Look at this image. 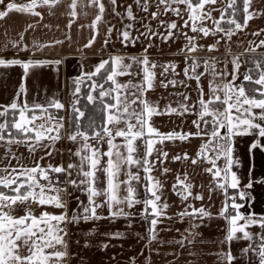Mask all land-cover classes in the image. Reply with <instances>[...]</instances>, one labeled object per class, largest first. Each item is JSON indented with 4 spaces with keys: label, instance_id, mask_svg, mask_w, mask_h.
I'll use <instances>...</instances> for the list:
<instances>
[{
    "label": "crops",
    "instance_id": "obj_1",
    "mask_svg": "<svg viewBox=\"0 0 264 264\" xmlns=\"http://www.w3.org/2000/svg\"><path fill=\"white\" fill-rule=\"evenodd\" d=\"M9 2L27 5L32 0H5V4ZM72 2L73 0H57L53 4L52 0H49V4L46 5L43 0H36V6L31 11H12L7 17L0 19V58L17 59L22 62H27L29 59L33 61H61L59 65L49 63L44 66L31 67L27 74L20 64L8 67L0 66V113H4L0 115V124H5L2 131L4 139L0 140V176L5 175L4 169L11 172V169H19L21 166L31 169L39 164L45 169L49 165L53 168L63 166L67 169L69 164H80V157L75 153L82 148L85 141L80 136H77L75 141L69 139V136L74 133H71L68 128H64L62 117H67L68 111L77 102L84 82L90 86L89 95L91 94L94 99L100 97V89L96 88L97 91H93L91 88V85L96 82L93 79L94 76L87 79L82 77V74L94 72L102 60L110 61V58L115 56L124 57V63L127 64L132 63L131 57H143L146 54L150 65H156L154 69H151L155 73L153 87L144 93L143 98L155 106L161 114L153 115L149 124L159 133H192L193 135L186 140H165L163 143L159 142L158 137L153 136L154 146L150 156L145 155L147 152L146 129L144 136L133 141L135 151L132 155L134 159L140 161L147 159L152 163L154 166L150 174L161 182L162 187L158 192L161 199L157 203L168 205L164 209L163 215L158 218V223L155 226V239H150L151 233L149 232L153 218L151 208L149 207L147 218H145L143 203H137L131 209L126 204L116 205L112 211H115L117 207H122L126 213L132 215L113 217L105 203L106 197L99 196L95 200L101 207L96 208V214L101 218L72 223V215L82 214L83 208L89 206L88 193L84 190V186L77 190L67 184L66 173L59 175L61 180L58 179V176L51 177L50 172L48 173L49 178L51 177L53 190H47L46 184L43 183L45 194L49 196L57 195L54 189H62L59 195L66 204V208H57L51 204L40 205L29 199L25 203L14 205V208L15 206L26 207L20 212H14L12 216L19 218L25 216L29 211L35 217H39L44 212L52 215L67 212L68 221L60 225L66 233L63 236L69 254L66 257V264H228L224 259V254L228 252H231L235 258L232 264H260L257 252L259 246L264 243V239H262L264 229L259 224L250 225L246 231L251 234V240L244 239L243 233H237V238L230 242L226 240L229 222L220 215L225 196L222 190L216 187L217 179L214 178L213 173L207 171L212 168V164L208 161L214 154L210 150L206 151L204 156L208 159H205L198 156V153L201 151V146L211 139L212 128L211 115H205L203 119L200 117V100L203 99L207 102L214 100L215 96H219L222 101L225 95L222 85L232 81L233 74L236 75L235 85H243L245 75H249L243 54H264V47L238 51L214 48L210 51L208 47L204 48L200 43L199 46H196L195 51L189 52L187 49L192 45L183 39L179 47L170 48V37H160V34L169 33L168 25L175 23L177 27L174 30L178 31L179 28H182L183 32L189 31L194 22L201 26V16L197 17L196 15L195 20L190 19L193 14L187 4H171L172 8H179L180 14L177 15L171 10L165 11V6L160 4L159 0H146L147 11L143 9L145 0H140V5H137L136 0H117L115 10H113L110 0H101L105 11L101 21L93 27V22L99 14L98 6L91 4L90 0H76V15L73 16L71 15L73 9L70 7ZM168 2L171 3V0ZM129 5L132 7L134 20L127 17L126 10ZM192 5L195 7L197 4L192 3ZM3 10H5L4 6L0 5V11ZM34 13H39V15ZM153 13H157L156 18H153ZM185 22L189 27L185 26ZM127 25H132L128 31L133 38L137 37L139 31L150 33V39L154 41L156 47L147 49V53H145L146 38L143 42L136 39L134 44L129 43L127 46L121 43L119 33L125 30ZM110 28L113 31L109 42L105 45ZM191 35L198 37L196 32ZM93 37H95V41L92 46L85 47ZM184 37L186 36L184 35ZM56 41H62V43L57 44ZM40 45H44V47H38ZM238 54L242 56L237 57ZM202 56L209 57L205 59ZM234 58H238L237 63L239 64L238 70L235 71ZM193 61L199 65L196 68V73H203L200 75L199 81L185 76L184 70L186 68L190 70ZM205 62L209 66L215 65V76L211 67L207 72L205 71ZM169 65H175V70L168 68L165 71ZM129 72L130 75L117 76L116 80L120 84H128L130 81L132 84H139L142 81L141 65L133 64ZM189 76H192L191 70ZM74 80H79V92H75L77 85L73 83ZM170 81H175V85L169 83ZM210 84L213 87L221 86V88L214 93ZM22 85L23 91H21ZM131 91H135V89H131ZM220 101H215L209 107L223 112L226 105ZM13 102H16L18 106L15 110L10 107ZM56 102L62 104L63 107L60 109L53 107L52 105ZM110 103H115V101L112 100ZM25 104L28 106L25 116L30 117L35 114L37 117L28 125L30 129H33L27 134L33 137L32 140L26 139L24 133L13 127L14 122L19 121V110ZM182 105L187 107V111H184ZM169 107L177 110L173 118H171V113L166 111ZM132 108L139 111V103L132 105ZM45 109L56 111L58 116L49 127H52L57 121L62 123L63 127L59 130V139L55 141L42 139L39 144H36L35 130L45 123L42 111ZM13 111H16V114L12 119L13 128L9 132V128L7 129L8 114ZM253 111L259 113L260 110L254 109ZM233 114H235L234 110ZM107 115L108 113L105 111V123ZM194 121L199 124V128L193 123ZM205 121L208 123L205 124ZM129 122L136 124L134 118ZM256 122L261 123L259 120ZM49 127L45 126V129ZM108 127L112 129L113 133L115 147L112 151L115 162L116 152L121 153L124 157L128 155L127 142L123 137L115 136V128L111 124ZM116 127L126 129L127 125L122 120ZM7 131L13 132L11 136L6 135ZM220 131L223 134L225 129H220ZM197 132L200 135H195ZM51 135H56V133L53 132ZM87 136L86 143L90 147L82 152V155H91L92 149H96L100 154L98 166L100 170L96 172L95 187L103 190L107 187V177L102 169L107 166L109 159L107 155L103 154L109 151L107 143L109 137L103 135V139H100L94 134ZM9 138L23 139L24 142L9 144ZM255 138V135L235 138L234 158L238 159L239 163L233 166L232 171H235L241 178V189L248 192L253 198L247 203L238 202L245 203L241 212L246 215L253 212L257 217H260L264 216V184L257 182L251 189L243 188L250 179L259 181L264 176V152L260 150L254 152L255 170L251 174L249 173L253 164L249 155V145ZM261 143H264V140H261ZM33 145L35 146L34 151L30 150ZM163 152L168 154L167 158L161 155ZM185 154H187V159H173L175 156L183 157ZM192 160H196L197 163L193 164ZM216 163L222 167L224 161L221 158ZM84 168L88 170L87 163ZM165 168L169 169L167 173L163 171ZM129 171L140 177L139 181L131 182L135 198L140 201L149 198L150 193L146 191V185L150 187V184L145 178L147 174L144 168L132 165L129 169V166L123 162H121L119 174L114 180L115 183H119L118 196L120 198L127 196L128 185L124 182L129 178ZM76 173L77 169H73V179L77 178ZM185 175L187 176L185 182L191 183L193 187L192 195L187 200H182L180 195L173 191V185L177 184V177L184 181ZM37 179L39 183L46 182L39 176ZM196 195H201L203 199H195ZM193 208H204L210 215L203 218L198 215L183 217L179 215L185 210L192 212ZM194 225L196 226L194 227ZM114 233H120L121 236L112 238L111 234ZM181 241L183 244L180 243ZM86 244L87 247H85ZM104 245L107 247L105 248ZM249 247L256 251L244 253L243 249ZM46 251H51V249H46ZM20 254L28 255V248L22 246Z\"/></svg>",
    "mask_w": 264,
    "mask_h": 264
},
{
    "label": "snow or ice",
    "instance_id": "obj_2",
    "mask_svg": "<svg viewBox=\"0 0 264 264\" xmlns=\"http://www.w3.org/2000/svg\"><path fill=\"white\" fill-rule=\"evenodd\" d=\"M57 0H52L54 4ZM113 10H115L117 6V0H110ZM215 3V0H199V3L193 7L191 0H171V3L168 0H159L160 4L165 6V11H173L177 15L180 14L179 8H172L171 4H187L188 8L192 12V16L190 19L195 20L196 17V8H203L204 3ZM236 0H231L229 7H233L235 5ZM43 3L48 5L49 0H43ZM90 3L98 6L99 14L96 16L95 21L93 22V27L95 24L100 22L105 11V6L101 2V0H90ZM137 5H140V0H136ZM251 4V0H243V11L245 13L244 17V25L237 23L235 20H232L231 23L235 24V29L239 30L242 27L246 26L247 20L251 19L256 13H249V7ZM0 5L4 6L3 11H0V19L5 18L12 11L17 12H26L31 11L36 6V0H32L30 4L27 5H17L16 3L9 2L5 4V0H0ZM70 7L73 9L71 15L75 16V8H76V0H73ZM148 5L145 0V4L143 5L144 11H147ZM127 17L131 20H134L135 17L133 15L132 7L129 5L127 7ZM35 15H39V13H34ZM153 18H156L157 13H153ZM209 18H210V14ZM202 18V17H201ZM223 18V17H222ZM185 26H187V22H185ZM218 26V22H217ZM132 25H127L125 30L119 33V37L121 39V43L127 44L135 43V40L138 37L133 38L128 31ZM177 25L172 23L168 25L169 33L171 36V29H175ZM218 30L219 29L218 26ZM113 30L108 29L109 36L105 39V45L109 42V38L111 32ZM193 32H203L205 36L209 35V30L206 28H197L196 23L192 24ZM258 34V33H257ZM228 37H231V31L227 33ZM189 44L192 45L187 50L189 52L196 50V45L193 43V37H187ZM95 41V37L89 41L85 47H91ZM55 43H62V41H56ZM219 43V41H217ZM261 44L264 45V41H261ZM38 47H44V45H40ZM215 46H210L209 50H213ZM145 53H147V49H145ZM132 63H124V57L115 56L111 57L110 61L102 60L98 66H96L95 71L92 73H83L82 77L91 79L93 76L101 74V71L104 70L106 74V82L110 81V87L105 90L102 84L93 83L91 88L93 91L96 88L100 89L99 96L101 98V102H103V98L105 96H110L115 103H106L104 105L105 111L108 113L105 126L101 132L94 133V136L103 139V135H107L109 137L107 143L109 146V151L104 153L103 155H107L109 157L107 166L102 170L107 177V187L103 190L97 189L95 187L96 182V172L99 169L100 164V154L96 149L91 150V155H82V152H85L89 149V145L86 143L88 136L86 133L79 131L77 129L76 133L69 136V139L75 141L77 136L83 138L85 143L82 145V148L78 150L75 155L80 157V164L73 165L69 164L68 168L65 169L63 166L52 167L49 165L47 169L42 168L39 164L31 169L24 168L21 166L19 169L13 168L11 172L8 169H4V176H0V186L5 189H9L10 192L15 193L14 195H9L4 191L0 190V264H66V257H68L67 244L64 241L63 236L66 235L64 229L60 226L61 224L68 221L67 212H64L60 215H52L47 212L42 213L39 217H35L31 214V212H27L25 216L16 218L10 215V212L14 205L17 203H25L29 199H32L34 202L39 203L40 205L51 204L57 208H66V204L63 199L59 195L62 189H54L57 192L55 196H48L45 194V185L39 183L37 176L48 181V190H53V184L51 179L49 178L48 173H66L68 176L67 184L80 189L81 186H84V190L88 193V202L89 206L83 208L82 214H73L71 217L72 223H78L80 220L88 221V220H96L101 217L97 216L96 208L101 207L100 204L96 203L95 198L99 196H105V203L108 205L110 209V215L113 217L116 216H131V213H126L122 207H117L115 211H112L113 207L116 205L126 204V206L131 209L137 203L144 204V215L147 218L148 209L151 208V228L149 232L151 233L150 239H155V226L158 223V218L163 215L164 209L168 207L167 204L159 205L157 202L160 201L161 196L158 194L160 188L162 187L161 182L154 177L151 176V171L153 168V164L150 163L147 159L140 161L136 160L133 157V152L135 148L133 146V141L137 138L145 135V129L147 130V152L146 156H150L153 151L154 141L152 139L153 136L158 137L160 143H163L165 140H186L192 133H159L155 128H153L149 124V120L153 115L161 114L158 112L157 108L150 104L146 99H144V93L153 87V80L155 78V73L151 71L156 67L155 64H151L147 55L145 54L143 57H131ZM238 58L233 59L234 71L238 70L239 64L237 63ZM49 63H54L59 65L61 63L60 60L55 61H47V60H38L33 61L29 59L27 62H22L17 59L5 60L0 58V66L8 67L11 65L20 64L25 74H27L28 70L31 67L36 66H44ZM133 64H139L142 66L143 79L139 84H132L131 81L128 84H120L117 80V76L121 75H130L129 69L132 68ZM106 65L108 67H106ZM199 65L193 61L191 65V73L192 76H189V69L186 68L184 70L185 76L189 78H195L197 81L200 79V75L203 73L197 74L196 68ZM209 67L212 68L213 75L215 76V65L209 66L207 62H205V71L209 70ZM168 68H172L175 70V65H169L165 68V71ZM245 81H251L252 77L250 75H245ZM236 75L233 74L232 81L227 84L222 85V90L224 91V99L220 101L219 96H215L214 100L204 101L200 100L201 119L204 118L205 115L212 116V128H211V139L204 145L201 146V151L198 153V156L208 159L204 156V153L210 150L214 155L211 159H209V163L212 164V168L207 169V171L212 172L214 178L217 179L216 187L222 190L225 196V202L223 207L220 210V215L224 217L229 222V230L226 236L227 241H232L236 237L237 233H243V238L251 240V234L246 231V229L250 225L259 224V226L264 229V216L257 217V215L253 212H249L247 215L241 212V209L244 208L245 203L249 200L253 199L250 194L241 189V178L237 175L235 171H232V168L235 164H238V159L234 158L235 152V138L246 136V135H255L256 138L249 145V155L253 160V164L249 169V173L255 170L254 163V152L256 150H260L264 152V143H261V140H264V74L259 76V79L255 80L254 83L260 85V88L255 89L257 93H259L260 98H256L255 96H250L246 93L245 87L243 85L236 86L235 85ZM73 83L77 85L75 87V92H79V80H74ZM169 83L175 85V81H170ZM167 87V85H164ZM211 90L215 93L221 86L213 87L210 84ZM131 89H135V91H131ZM23 85L21 86V91H23ZM203 95L201 91V96ZM94 97L90 94L88 96V100L92 101ZM187 99V97H185ZM215 101H220L222 104L226 105L225 110L223 112H219V110L211 109L209 107L210 104H213ZM139 103L140 110L136 111V109L132 108V105ZM53 107L60 109L63 107L62 104L56 102L52 105ZM11 109H17V103L13 102L10 105ZM40 107V106H36ZM184 111H187V107L181 106ZM28 106L25 104L19 110V121L14 122L13 127H15L19 132L24 133L26 135V139L32 140L33 137L31 135H27L33 129H30L28 125L32 123L35 119H37L36 115L33 114L30 117L25 116V110H27ZM254 109H259V113L254 112ZM74 112L77 109H73ZM233 110L235 114H233ZM46 111V110H42ZM168 113L176 112V109L168 108L166 110ZM4 113H0L3 115ZM80 116H83L84 113L80 112ZM136 120V124H132L129 121L131 119ZM51 119V117H49ZM124 121L127 125L126 129H121L116 127ZM259 120L261 123H257ZM197 128H199V124L194 121ZM208 121H205L207 124ZM111 124L113 128H115V136L123 137L126 140V147L128 155L126 157L122 156L121 153L116 152V161L113 160V151L112 149L115 147L113 144V133L112 129L108 127ZM63 127V124L59 121L55 122L52 127L46 128L44 125H40L39 129L35 130V143L39 144L42 139H49L55 141L59 139V130ZM5 128V124H0V140L4 139L2 134L3 129ZM134 129H136L134 131ZM220 129H225V132L221 134ZM55 132L56 135H51V133ZM195 135H200L199 132L195 133ZM23 139L15 140L9 138L8 143H23ZM30 150H35V146H31ZM50 154V153H49ZM161 155L164 158H167V153L163 152ZM14 158V157H13ZM187 154L183 157L175 156L173 159H187ZM223 159V166H218L216 161ZM121 162L126 163L131 169L132 165H138L144 168L146 175V180L149 182L150 187L146 185V191L150 193V197L145 199L144 201L137 200L135 198V192L133 187L131 186V182L133 180L139 181L140 177L137 174H133L131 171L128 173V180L125 181L128 185L127 187V196L120 198L118 196L119 191V183H115L114 180L119 174ZM87 163L88 170H85L84 165ZM192 163H197L196 160H192ZM77 169V178H72V170ZM165 173L169 171V169L165 168L163 170ZM187 176L185 175V180H179L177 177V184L173 185V191H176L178 195H180L182 200H187L189 196L192 195V187L191 183H186ZM264 184V176L261 177L259 181L249 180V182L243 186L244 189H251L254 186V183ZM39 188V192H36L35 189ZM237 190L235 195L229 196L228 189ZM179 189V190H178ZM195 199L202 200L203 197L201 195H196ZM244 201L245 203H238L237 201ZM230 201V203H229ZM189 207H192L189 205ZM7 209V211H6ZM180 216H196L198 215L200 218L204 216L210 215L204 208L195 209L193 208L192 212H188L185 210L184 212L179 214ZM243 221V223H240ZM196 225H194L195 227ZM112 238H119L121 236L120 233L111 234ZM264 239V237H262ZM183 244V241L180 242ZM22 246L28 248V255H21L20 249ZM59 246V247H57ZM87 247V244L85 245ZM106 248L107 245H104ZM46 249H51V251H46ZM63 249V250H61ZM249 251H256L251 247L243 249L244 253ZM257 255L260 258V264H264V243L259 246V251ZM224 259L228 262V264H232L235 259L231 252L224 254Z\"/></svg>",
    "mask_w": 264,
    "mask_h": 264
},
{
    "label": "rangeland",
    "instance_id": "obj_3",
    "mask_svg": "<svg viewBox=\"0 0 264 264\" xmlns=\"http://www.w3.org/2000/svg\"><path fill=\"white\" fill-rule=\"evenodd\" d=\"M242 1L243 0H236L235 5L233 7H229L231 0H215V3L207 2L204 3L203 8L197 9L196 10L197 17L199 16L202 17L201 26L197 25V28L208 29L209 35L207 36H205L203 32L200 31L196 32V35L198 37L192 36L191 34L195 32L192 31V27H191L189 31H184V32L182 28H179L178 31L171 29L172 32L171 36H169L168 33H163L160 34V37L163 38L170 37V44H169L170 48L179 47L183 39H186V41H188L187 37H193L194 38L193 43L196 46H199V44L201 43L202 47L204 48L205 47L209 48L210 46L214 45L215 48L217 49L225 48L226 50L230 49V50L238 51V50L258 49L260 47H264V45L261 44V41H264V0H251L249 13H256V15H254L251 19L247 20L246 26L237 30L235 29V24L231 23V21L235 20L237 23L244 25L245 13L240 5V2ZM208 14H210V18ZM242 14H244L243 18H241ZM217 22L219 29L222 30H218ZM187 27L189 26L187 25ZM229 31H231L230 38L227 35ZM150 35L151 34L146 31H139L137 33L139 42H143L146 38L147 41H145L146 42L145 44L146 47H144L145 49H152L156 47L154 41L150 39ZM184 35L186 37L183 38ZM217 41H219V43H217ZM238 56L240 57L242 55L238 54L237 57ZM202 57L206 59L209 56H202ZM262 59H264V54H262ZM259 72L260 75L264 74V68H260ZM89 82L92 81L89 80ZM95 83L102 84L106 90L110 86V85L107 86V84H105L103 80L96 81ZM83 84H85V82ZM84 86L86 87L87 85L85 84ZM76 103L74 104L73 108L68 111L67 117L66 116L62 117V121L64 120L65 129L67 128L69 129L70 116L72 111H74L73 109L74 108L76 109ZM174 113L175 112H171V118L175 116ZM52 173L54 172H50V176L53 175ZM58 179L61 180L60 176H58ZM43 183L46 184V188L48 190V181L40 182V184ZM25 207L26 206H15V208L14 207L12 208L10 214L12 215L14 212L16 213L20 212L21 210L25 209Z\"/></svg>",
    "mask_w": 264,
    "mask_h": 264
},
{
    "label": "trees",
    "instance_id": "obj_4",
    "mask_svg": "<svg viewBox=\"0 0 264 264\" xmlns=\"http://www.w3.org/2000/svg\"><path fill=\"white\" fill-rule=\"evenodd\" d=\"M192 3L198 4L199 0H191ZM241 8L244 7L243 1L240 2ZM244 17V14L241 15V18ZM244 63L248 68L249 74L252 77L251 81H243V86L245 87V91L250 96L260 97L259 93L255 91V89L260 88V85H257L254 83L255 80L259 79V69L264 68V59H262L261 53H244L243 54ZM108 67V66H106ZM96 81L103 80L105 84L109 85L110 82H106V74L104 73V70L101 71V74L96 75L93 77ZM83 84L81 89V95L76 103V109L77 111H72L70 116V122H69V129L71 133H76L77 129L79 131L86 133L87 135H91L97 132L102 133V129L105 126V107L104 105L106 103H110L112 101V98L110 96H105L103 98V102H101V98L97 97L93 101L88 100L89 95V89L90 86H84ZM83 112L84 115L80 116L79 113ZM13 114V115H12ZM16 111L9 112L8 114V126L12 129V119L15 117ZM8 131L6 132V135L11 136V133ZM52 177L59 176L61 173H52ZM0 190L4 191L5 193L9 195H14L15 193H12L9 191V189H5L2 186H0ZM237 190L228 189L229 196L235 195ZM241 202V201H237ZM230 203V201H229Z\"/></svg>",
    "mask_w": 264,
    "mask_h": 264
},
{
    "label": "built area",
    "instance_id": "obj_5",
    "mask_svg": "<svg viewBox=\"0 0 264 264\" xmlns=\"http://www.w3.org/2000/svg\"><path fill=\"white\" fill-rule=\"evenodd\" d=\"M46 111H43V115L45 118V123L44 125L46 127H49L52 123L53 120H55L56 118H58L56 111L52 110V109H45ZM49 117H51V119H49Z\"/></svg>",
    "mask_w": 264,
    "mask_h": 264
},
{
    "label": "water",
    "instance_id": "obj_6",
    "mask_svg": "<svg viewBox=\"0 0 264 264\" xmlns=\"http://www.w3.org/2000/svg\"><path fill=\"white\" fill-rule=\"evenodd\" d=\"M42 185H44V184H42ZM39 190H40V189H38L37 192H39Z\"/></svg>",
    "mask_w": 264,
    "mask_h": 264
}]
</instances>
